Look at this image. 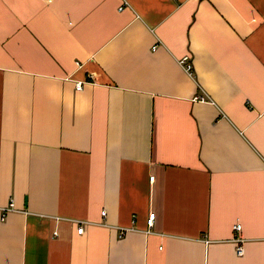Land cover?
Wrapping results in <instances>:
<instances>
[{"label": "crops", "instance_id": "crops-1", "mask_svg": "<svg viewBox=\"0 0 264 264\" xmlns=\"http://www.w3.org/2000/svg\"><path fill=\"white\" fill-rule=\"evenodd\" d=\"M0 264H264V0H0Z\"/></svg>", "mask_w": 264, "mask_h": 264}, {"label": "built area", "instance_id": "built-area-1", "mask_svg": "<svg viewBox=\"0 0 264 264\" xmlns=\"http://www.w3.org/2000/svg\"><path fill=\"white\" fill-rule=\"evenodd\" d=\"M122 5L119 7V9H122ZM189 57L187 55H185L184 57H182L179 62L180 64H182L183 68L185 69V71H187L188 73H191L192 70V66L191 63L188 61ZM76 87L80 88L81 87V82H76ZM204 96L203 95H199L197 96V99L199 100H204ZM150 179L152 180L153 177L151 176ZM102 215L105 214V210H102L101 212ZM155 218V213L154 212H150L147 218V225L149 227H151L153 225V221ZM241 225L239 223H235L233 225V232L236 234L240 231ZM84 228L82 226H78L77 227V232L81 233L83 232ZM234 253L237 256H241L243 253V247L240 244V238L238 236H235V245H234Z\"/></svg>", "mask_w": 264, "mask_h": 264}]
</instances>
